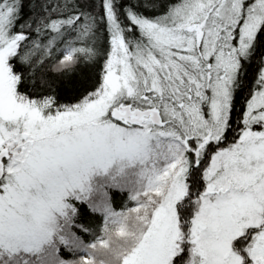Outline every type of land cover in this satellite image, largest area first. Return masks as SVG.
I'll list each match as a JSON object with an SVG mask.
<instances>
[{"label":"snow or ice","instance_id":"1","mask_svg":"<svg viewBox=\"0 0 264 264\" xmlns=\"http://www.w3.org/2000/svg\"><path fill=\"white\" fill-rule=\"evenodd\" d=\"M0 264H264V0H0Z\"/></svg>","mask_w":264,"mask_h":264}]
</instances>
